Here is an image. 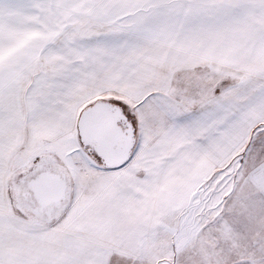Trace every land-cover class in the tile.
<instances>
[{
  "label": "snow or ice",
  "instance_id": "1",
  "mask_svg": "<svg viewBox=\"0 0 264 264\" xmlns=\"http://www.w3.org/2000/svg\"><path fill=\"white\" fill-rule=\"evenodd\" d=\"M0 264H264V0H0Z\"/></svg>",
  "mask_w": 264,
  "mask_h": 264
}]
</instances>
